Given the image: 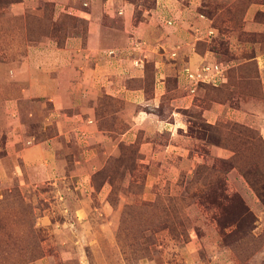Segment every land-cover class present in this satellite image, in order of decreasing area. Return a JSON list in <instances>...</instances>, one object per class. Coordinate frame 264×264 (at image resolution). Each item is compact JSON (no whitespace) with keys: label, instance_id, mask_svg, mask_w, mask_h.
I'll list each match as a JSON object with an SVG mask.
<instances>
[{"label":"rangeland","instance_id":"374dc122","mask_svg":"<svg viewBox=\"0 0 264 264\" xmlns=\"http://www.w3.org/2000/svg\"><path fill=\"white\" fill-rule=\"evenodd\" d=\"M20 1L0 0V158L8 171L0 181V264H264V201L241 172L264 191V160L246 154L237 166L217 129L244 124L264 143V0H198L196 47L210 52L205 61L219 63L224 78L193 92L185 81V94H194L171 117L179 126L121 138V119L136 107L115 99L111 108H124L123 117L111 113L105 125L114 130L94 138L56 114L43 122L51 102L18 100L25 141L44 140L54 151L49 163L33 165L7 153L10 99L23 86L13 73L30 45L84 41L87 20L72 9L91 0L12 9ZM170 108L164 99L157 112L165 117Z\"/></svg>","mask_w":264,"mask_h":264},{"label":"crops","instance_id":"0c3cea01","mask_svg":"<svg viewBox=\"0 0 264 264\" xmlns=\"http://www.w3.org/2000/svg\"><path fill=\"white\" fill-rule=\"evenodd\" d=\"M141 1L84 2L88 9H72L87 20L84 41L75 35L68 36L63 46L55 45L51 39L30 45L27 58L13 73L23 86L18 96L10 99L8 154L14 153L24 165L49 163L54 155L44 140L26 136L25 141L18 103L21 98L51 102L53 110L43 122L50 123L51 115L56 114L66 124L86 126L94 138L114 130L105 125L111 113L123 117L124 108H111L110 102L115 99L124 106L136 107L130 116L121 119V138H135L138 131L147 135L168 125L179 126L178 119L171 117L177 115V107L189 106L194 94H185L187 79L183 69L211 58L208 50L196 47L203 37L197 26L202 17L196 8L199 1L153 0L151 5ZM27 2L14 3L12 9ZM65 7L64 2L62 9ZM254 10L250 7L248 14ZM38 52L42 53V61L35 59ZM258 59L264 67V54ZM164 99L169 100L171 108L162 117L157 108ZM7 174L0 158V181Z\"/></svg>","mask_w":264,"mask_h":264},{"label":"trees","instance_id":"16d2710c","mask_svg":"<svg viewBox=\"0 0 264 264\" xmlns=\"http://www.w3.org/2000/svg\"><path fill=\"white\" fill-rule=\"evenodd\" d=\"M20 1V0H17ZM224 136L228 135V143L226 146L234 150L233 162L237 166L243 161V157L246 154L251 155V159L264 160V143L262 137L254 129L236 122H224L217 128ZM219 142V141H218ZM242 159V160H241ZM264 167V161L260 164ZM241 172L246 179L250 182L258 197L264 201V191H262L258 185L250 177L248 169L241 168Z\"/></svg>","mask_w":264,"mask_h":264},{"label":"built area","instance_id":"2783aa9c","mask_svg":"<svg viewBox=\"0 0 264 264\" xmlns=\"http://www.w3.org/2000/svg\"><path fill=\"white\" fill-rule=\"evenodd\" d=\"M185 78L191 83L189 90L193 92L199 82H213L224 78V68L217 62L203 61L195 69H184Z\"/></svg>","mask_w":264,"mask_h":264}]
</instances>
